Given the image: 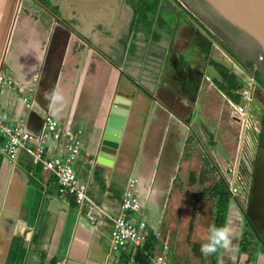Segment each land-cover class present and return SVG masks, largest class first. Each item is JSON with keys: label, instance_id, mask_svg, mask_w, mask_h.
<instances>
[{"label": "crops", "instance_id": "obj_1", "mask_svg": "<svg viewBox=\"0 0 264 264\" xmlns=\"http://www.w3.org/2000/svg\"><path fill=\"white\" fill-rule=\"evenodd\" d=\"M68 1L61 18L56 1L0 0V71L15 82L0 94V106L11 117H23L34 134L43 130L46 114L57 120L63 132L52 135L46 157L63 153L65 132L80 131L73 167L91 199L114 214L134 178L150 248L163 252L167 264H212L211 253L203 255L199 248L215 223L223 174L238 148L249 161L255 144L251 131L240 137L227 102L243 100L231 76L235 62L215 42L204 53L196 47L191 57L171 55L167 42L154 82L147 74L142 79V62L134 73L150 91L136 88L92 46L114 52L124 65L138 36L129 29L124 43V15L118 12L117 20L106 23L105 17L115 15L112 0H90L100 5L87 16L75 13ZM196 56L200 66L193 76ZM24 95L30 110L21 101ZM116 96L124 98L126 114L118 136L112 135L114 154L100 157ZM246 109L257 122L258 115ZM236 199L227 200L224 223L233 246L219 248L214 264H264L259 247L240 248L244 197ZM110 228L109 221L92 226L72 199L58 194L53 175L33 166L25 152L10 162L0 140V264H133L130 251L111 252Z\"/></svg>", "mask_w": 264, "mask_h": 264}, {"label": "built area", "instance_id": "obj_2", "mask_svg": "<svg viewBox=\"0 0 264 264\" xmlns=\"http://www.w3.org/2000/svg\"><path fill=\"white\" fill-rule=\"evenodd\" d=\"M252 80L250 78L251 82ZM14 86L15 82L4 71H0V94L6 88ZM251 89L248 87L240 93L242 98L249 102ZM21 101L25 110L31 109L32 103L26 95L21 97ZM227 102L232 117L239 125V135L251 131L255 137L257 125L255 120L249 116L245 104L231 100ZM43 123V130L39 134H34L27 129L23 117H11L9 112L0 106V140L8 160L14 162L21 152H25L30 157L33 166H40L45 172L53 175L58 194L65 200L72 199L78 211L92 226L101 227L109 221L111 252L130 251L133 258L136 250L142 249L146 243L150 248L152 241L149 237L148 224L142 215L143 204L135 190L136 180L132 177L128 179L118 211L110 214L105 206L91 199L87 182L75 174L73 164L81 149V132L77 131L76 134L65 132L67 139L62 145L63 153L46 157L52 135L61 134L63 131L58 126L57 120L50 114L45 115ZM252 162V159L247 161L242 157L238 148L233 163L223 174V182L230 198L245 197L247 194L253 174ZM151 248L145 252L148 261L152 264H167L163 252H152L154 249Z\"/></svg>", "mask_w": 264, "mask_h": 264}, {"label": "water", "instance_id": "obj_3", "mask_svg": "<svg viewBox=\"0 0 264 264\" xmlns=\"http://www.w3.org/2000/svg\"><path fill=\"white\" fill-rule=\"evenodd\" d=\"M181 5L192 14L199 22H201L209 32L219 40L223 45L227 46L236 56L242 60L254 65L258 73L264 78V0H178ZM68 4L74 6L72 10L85 16L90 15L94 9L100 5L97 2L90 0H70ZM58 10L61 18L63 9L66 11V5L63 0L58 3ZM110 18V16H109ZM92 19V18H91ZM108 19V18H107ZM123 25L124 43L128 42L130 35L129 24L130 20L125 18ZM79 21V19H76ZM74 29V26L71 25ZM75 30V29H74ZM132 52L127 56V61L122 64L118 59V55L105 52L102 46H92L99 52L109 58L121 70L126 79L136 88H143L150 91V87L143 81L137 80L135 76L136 68L144 63L142 79L149 76L147 79L154 82L157 79L164 61L167 57V46L162 43V39H155L153 35H145L143 38L136 36L130 42ZM120 57V56H119ZM137 72V71H136ZM147 74V75H146ZM128 76V77H127ZM252 89L250 93L252 94ZM124 98L116 96L112 103L107 122L105 126V135L101 141L99 148V156L105 157V154H114L117 147L116 139L118 131L121 129L123 117L126 114V102ZM113 135V136H112ZM264 138V135H263ZM215 150L223 157L228 158V155L216 145ZM264 172V154L259 150L256 153L255 162L253 165V174L250 184V192L254 194V189L259 184V179L262 178ZM249 204L245 215L249 217ZM242 216L244 214L241 212Z\"/></svg>", "mask_w": 264, "mask_h": 264}, {"label": "flooded vegetation", "instance_id": "obj_4", "mask_svg": "<svg viewBox=\"0 0 264 264\" xmlns=\"http://www.w3.org/2000/svg\"><path fill=\"white\" fill-rule=\"evenodd\" d=\"M52 1L58 3L60 0ZM110 8L113 11L111 13L115 15L110 19L105 17L103 22L115 21L117 20L116 16L123 14L124 18L131 19L129 29L136 32L138 37L143 38L145 35H153L155 39L161 38L163 44L171 43V55L177 54L178 56L182 54L191 57L196 47L204 53L215 42L224 54L233 59L236 65L233 66L231 76L235 82V87L241 92L251 87L253 92L250 94V102L259 110L256 122V149L253 155L254 165L257 151L261 150L264 154V85L255 79L256 70L254 65L238 56H232L223 44L190 14L178 0H112ZM199 60L200 57L196 56L193 61L195 65L193 76L198 73ZM250 78L253 79L252 82ZM249 204L251 206L249 217H247L245 211L248 209ZM240 212L244 214V226L252 236V243L264 252V172L262 178L259 179L258 186L254 189V194H251L249 188Z\"/></svg>", "mask_w": 264, "mask_h": 264}, {"label": "trees", "instance_id": "obj_5", "mask_svg": "<svg viewBox=\"0 0 264 264\" xmlns=\"http://www.w3.org/2000/svg\"><path fill=\"white\" fill-rule=\"evenodd\" d=\"M40 1L42 3H45V4L49 3V0H40ZM223 46L232 56L236 57L235 53L232 52L227 46H225V45H223ZM254 76H255V79L257 81H259L262 85H264V78L258 73V71L255 72ZM234 101L238 102V99L234 98ZM224 188H225V191L222 190V192H220V194H219V198H218L219 203H218V207H217V215H216L214 225H223L224 226V223H225V217H226V213H227V200L230 199V196H229L225 186H224ZM245 247H246L245 244L241 240V242H240L241 250L244 251L246 249ZM219 248L220 247H218L215 252L211 253L212 260H213L212 264H214L216 261V257L218 255ZM148 249H150V248L148 246V243H146V245L142 249L136 250L135 255L133 257V264H149L148 257L145 254V252L148 251Z\"/></svg>", "mask_w": 264, "mask_h": 264}, {"label": "clouds", "instance_id": "obj_6", "mask_svg": "<svg viewBox=\"0 0 264 264\" xmlns=\"http://www.w3.org/2000/svg\"><path fill=\"white\" fill-rule=\"evenodd\" d=\"M59 99V97H57ZM231 233L223 225H210L206 241L200 244V252L208 255L216 251L218 247L228 249L231 245Z\"/></svg>", "mask_w": 264, "mask_h": 264}, {"label": "rangeland", "instance_id": "obj_7", "mask_svg": "<svg viewBox=\"0 0 264 264\" xmlns=\"http://www.w3.org/2000/svg\"><path fill=\"white\" fill-rule=\"evenodd\" d=\"M11 1H13V0H11ZM15 1H17V0H15ZM255 70H256V68H254ZM257 71V70H256ZM243 99V98H242ZM243 104H245L246 105V107L248 108V109H250V111H252L253 112V114H259V110L252 104V103H250L249 101H246V100H242L241 101ZM256 141V140H255ZM255 145L256 144H254V149H253V151H252V153H251V155H250V158H249V160L251 161V159H252V161H253V155H254V153H255ZM253 163V162H252ZM238 198H241V196H237ZM236 197V198H237ZM235 201H237V199L235 200V199H233V202H235ZM244 203H245V197H244V199H243V203H242V206L244 205ZM243 217V216H242ZM247 229H246V227L244 226V228L242 229V242L245 244V248H247V247H251L252 245V236L249 234V232L248 231H246ZM188 240H190V239H188ZM161 241V240H160ZM160 241H158V242H160ZM156 244V241H154L153 242V245H155ZM160 247H161V244H160ZM254 247V246H253ZM244 248V249H245ZM169 251V250H168ZM168 251H166V254L168 253ZM152 252H154V250H152ZM149 264H152L150 261H149Z\"/></svg>", "mask_w": 264, "mask_h": 264}]
</instances>
